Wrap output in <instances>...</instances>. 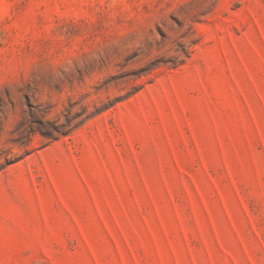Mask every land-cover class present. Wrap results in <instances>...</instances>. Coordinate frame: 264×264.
<instances>
[{"label": "rangeland", "instance_id": "obj_1", "mask_svg": "<svg viewBox=\"0 0 264 264\" xmlns=\"http://www.w3.org/2000/svg\"><path fill=\"white\" fill-rule=\"evenodd\" d=\"M4 155L0 264H264V0H0Z\"/></svg>", "mask_w": 264, "mask_h": 264}, {"label": "trees", "instance_id": "obj_2", "mask_svg": "<svg viewBox=\"0 0 264 264\" xmlns=\"http://www.w3.org/2000/svg\"><path fill=\"white\" fill-rule=\"evenodd\" d=\"M180 49L181 50H179V49L178 50L181 51L180 53H182L184 55V58L188 57L189 51L187 50V48L185 46H181ZM184 58H182V59L173 58L171 60L170 59H166V60L157 59L156 61H160V62L156 63V61H155V62H150V63L146 64L145 67L139 68V74H137V75L141 76L144 73H147L148 71L154 70L156 67L159 66V63H161V62H163V63L170 62L171 63L170 65H172V66L179 65ZM39 125H40V128H38L39 133L44 138H47L49 140H54L56 137L66 134L65 130L60 128L59 124H55L54 122H51V121H42V122H39ZM46 126H48V127H46ZM66 126H72V120H68L66 118L65 127ZM18 159L19 158L15 157V156H8V155L0 156V171L3 170L5 167L13 164Z\"/></svg>", "mask_w": 264, "mask_h": 264}]
</instances>
